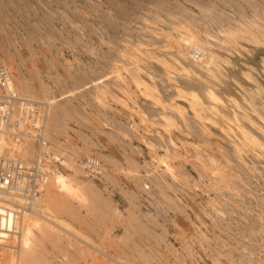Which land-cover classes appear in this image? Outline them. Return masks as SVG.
<instances>
[{
	"label": "rangeland",
	"instance_id": "rangeland-1",
	"mask_svg": "<svg viewBox=\"0 0 264 264\" xmlns=\"http://www.w3.org/2000/svg\"><path fill=\"white\" fill-rule=\"evenodd\" d=\"M263 15L264 0H0V66L8 68L11 72L16 88H18V92L20 91L22 95L34 101L45 103L47 104V107H49L50 114L48 113L46 119V124H48L46 127L48 131H46V133H48L46 134V140L48 141V145L52 148H50L48 153L51 154L53 157L52 159L55 161L56 159H62L60 156H63V162H66L67 164L69 162V164H71V166H66V163H62L59 165L60 171L56 169L57 172L64 176H74L78 180L88 183L93 180L92 184L98 192L100 191L99 194L103 197L102 199H110V201L108 200V202H111L109 205H111L112 209L115 211V213L111 212L114 214V217L113 214L108 213L109 211H107V209L109 210V207H102V209L94 207L96 208H92L94 213L92 211L89 213L87 208H82L81 203L78 204V201L70 197L66 198L64 197L65 194L60 193L63 195V197L60 195L62 202L66 199L65 201H68L67 203H71V206H75L76 208V210L75 208L72 209L75 212L74 215H64L65 213L62 214L59 212V210H62L60 209L61 205H59L62 202L59 203V200H57L56 202L58 203H55V200H50L51 197L48 192L49 196L44 195V202H47L48 204L46 205L49 207V212L46 211V213H49V215L53 214L52 216L55 215L56 218L67 221L78 230L88 232L92 228L93 232L95 231V233L92 232L95 235H91L90 233V236L93 239L96 241L100 240L99 238L113 240L114 243L120 244V250L128 251L127 253L129 254V259L131 261L135 255V262L137 264H144L143 261L146 263V260H150V264L152 261L153 264H253L254 262V264H263L264 150L260 147H253L250 151L246 148L244 149V154L241 153L242 158L238 157L235 154L236 150L234 146L241 144L240 141L243 140V138L240 137L241 132L230 122L228 123L234 127L230 128H233V131L227 128V123L226 127L221 123V121H224V116L227 112V108L224 109L225 106L227 107L231 104H225L223 109L220 108L222 113H218V116H210V112L207 113V115H209L210 118L213 117L212 119H215L219 125L212 124L209 120L198 121L200 119L197 117L195 118L194 112L190 108L188 101L189 98L186 101V99L179 97L178 91L175 90L176 87L179 86V83L174 81V76H176L174 73L177 72L174 71L171 73L172 75H166L165 70H163L164 67L158 63L159 59H157V57L164 59L168 55L166 60H170L169 62L172 63L171 59L175 58H172L173 56H178L176 58H179V55H175V53H178L179 51L177 46L182 44L183 46L180 47L183 48L181 49L185 54L189 55L192 53V50L189 54L187 53L188 51H186L188 46H190L189 49H192L191 45L185 44L190 42L188 39H190L191 36L188 37V35L192 32L195 36L199 37L201 40H199L200 42L207 44L205 46L209 51H215L214 55L217 56V54H220L222 57L217 56L220 60L229 59V63L233 62L231 65H227L226 63L224 65V63L221 62L222 66H219L218 69L220 73H222L220 76H222L223 79L219 76L222 81H228V83L231 81L234 85L232 89L237 86L235 90L236 96L234 95L235 99L237 98V101L242 97L241 91L244 90V85L239 88L238 84L242 82L238 81L239 79L236 80L234 78L231 80L229 71L234 72L236 70L237 72H244L246 71V68L249 69L250 67H254L253 75L254 77L256 76L255 79L257 84L264 88V81L262 80L264 77L262 71L259 69L260 66L248 62L249 60L247 61L248 56L249 58L264 57V43L256 45L255 43L250 42L249 39L252 34H250V36L249 33H247L249 31L250 33H254V35H264ZM175 24L176 26H174ZM172 25L173 27H171ZM184 25L188 26V31L184 29ZM174 27L176 28V31L172 29ZM226 30L232 31L237 38L240 39L238 40L239 43L235 45L236 47L230 42L232 38L227 36L228 34ZM165 33H167V35H165ZM168 35L170 38H168ZM243 35H245L244 38L242 37ZM228 38L231 40H227ZM168 39L172 40L169 41ZM174 41H176L177 44L173 43ZM241 48L242 50H240ZM137 49L139 52L136 51ZM236 49L238 53L240 51L242 55H239ZM243 49L246 52H243ZM125 52L128 53L127 58L126 56H123ZM133 53H136L133 56L134 58L131 56ZM154 55H157L155 58L156 60H153V58L150 60L149 56L151 57ZM198 56L199 55H197V57L194 56V59L190 57V60H195L194 62H197L196 58H198ZM226 56L228 57L226 58ZM119 58L121 60H119ZM130 58L138 60L137 62H133V59L131 60ZM175 59L172 64H174L175 67H177L176 65L180 67ZM182 60H184V58H182ZM135 65L139 66V71L136 70L137 68L134 67ZM223 69L230 70H226V72ZM258 72L261 74L259 73L260 75H258ZM134 73L139 79L141 77V84L144 82L143 85H146L145 87H137L130 76V74ZM180 75L182 76V73H180ZM223 75L228 77L224 78ZM171 77L174 79L171 81L170 79L168 80V78ZM213 81L215 82V80ZM215 83H217V81ZM219 84L222 83L218 80L217 85L223 87V85ZM150 86H152V88ZM146 87L151 90L150 92L155 90L156 93L154 92L151 94L157 101H154L155 99L151 96H144L145 94H148V92H145V90L147 91ZM153 87H155V89ZM243 92V94L248 96L249 93H247L246 90ZM157 93L160 94L159 97ZM256 96H258V100ZM256 96H254V99H256L252 100L254 101V107L257 108L256 111H258V113L262 110L261 114H263L262 117L264 118V109H261L264 107V101H262V98V100L260 99V95ZM227 97L228 96L225 95V97L222 98V101H228L227 99H229V97ZM112 100L114 101L112 102ZM259 100H261L262 103ZM153 101L156 102L157 105H155L156 103ZM160 101L164 102H162L164 106L161 103V105L158 104ZM241 102L239 105L241 104L243 106L241 109L235 111L237 115H239L238 117H241L240 113L244 112L242 108L246 110L248 108L247 106H249L247 102H244L245 105H247L245 108L243 101ZM168 104L171 107L173 104L174 107L171 108ZM173 108L183 110V113L186 114H183L182 118H184L186 122H189L186 123L184 122V119H179L181 117H179V115L181 114L177 109L173 110ZM246 112L247 110L245 113ZM141 113L146 115H139L143 117L139 118L137 114ZM246 114L250 115L252 112L249 111ZM253 114L250 117L255 120L257 125L264 128V121L262 120V122L260 118H257L258 116L256 114ZM165 116L171 117L172 122L174 118L176 122L174 121L173 123H175L177 129L174 127V124L173 127L166 126L168 129L170 128L167 132L165 126L164 128H166V130L163 129V125L168 124L164 121ZM144 119L146 120L143 123ZM50 120L52 122H49ZM239 122H241V125L245 129L250 130L252 134L256 133L255 137L264 143V135L257 129L253 128L249 123V120L246 122V120L244 121L243 119L242 121L240 119ZM149 123L151 127L149 126ZM221 124H223V126H221ZM220 126L225 131H222ZM207 128L209 131H205ZM228 130L231 132H226ZM168 132L170 134H168ZM234 132L237 133L235 134L236 137ZM168 135L172 140L169 141ZM171 141L174 143L172 144ZM185 142H187L186 145L188 144V146H186L188 149L187 151L186 148H184L185 146H183ZM194 144L195 146H193ZM25 145L26 146L23 147L22 150L18 149L16 150L17 152L13 151V153L17 156L19 155V158L31 160L35 155V150L31 151L35 149L34 145L31 143ZM191 145L192 147L197 148H194L192 151ZM205 145H207V147ZM151 146L153 149H151ZM29 147L31 150L27 151ZM198 148L201 150L197 151ZM175 150L177 152L174 153ZM165 151L166 154H164ZM167 151H173L169 153L170 155H173L170 156ZM185 151L187 152V155L185 154ZM21 152L27 155L29 152L31 155H22V157H20L22 154ZM259 152H262V154H259ZM33 153L34 155H32ZM57 154L61 155L59 156ZM100 155L102 159L100 158ZM54 156H57V158ZM165 156L168 158H163ZM186 156L192 160L189 161V158ZM193 156H195L196 159L193 158ZM225 156H228L230 161L227 160L228 157L225 159ZM172 157L173 160L171 159ZM175 157L177 159H175ZM103 158L105 159L103 160ZM67 159L70 160L67 161ZM85 159H91L95 163L99 162L101 170H99L96 178L93 179L89 177V179L80 168L81 166H79L78 163H81ZM169 159L171 162H168ZM162 160L165 161L162 163ZM212 160H214L213 163ZM176 161L182 162L180 163ZM192 161L193 164H190ZM209 161L211 163L210 166L209 163H207ZM165 163H168V166L170 168L172 167V170H179L177 172H182L180 179L178 178L176 181L169 174L166 175L167 173L164 172L166 171L164 169H167ZM183 163L186 164L183 165ZM200 163L201 166L202 164L206 167L209 166L207 167L208 170H210L208 172L210 174L212 173V176L205 172L206 169H200L203 167L199 166ZM245 164L247 165L245 166ZM253 164L255 165L254 167ZM72 165L76 167H72ZM221 165L223 167H221ZM196 167H198V169ZM211 167L215 168V170H211ZM225 167L228 169L226 170L228 171L226 176H230L229 178L227 177L229 182L226 186L224 183L222 184V181L220 182L221 178L219 176L221 174H226V171L224 170ZM74 168L80 169L81 174L77 175ZM131 169L136 170L134 172ZM221 169H223L224 172H221ZM248 169H252V172L255 171V173L252 174L250 172L251 170L249 171ZM218 171H220L221 174H218ZM213 172H215L220 179L216 178V175L214 176ZM184 173L186 175H184ZM105 177H110L111 180ZM212 177L214 178L212 179ZM215 179L218 180V182L216 181L214 183ZM219 182L221 185L218 184ZM216 183L218 184V187H216ZM153 185H155V187H153ZM156 185L158 189L156 188ZM162 185L163 187H161ZM207 185H209L208 189L211 191H206ZM229 185L231 186V189L228 188ZM140 186H143V188H139ZM168 186L174 187V189H171ZM232 186L234 188L233 190ZM223 188L225 189L221 192V189ZM226 188L229 191H226ZM46 189V193L44 194H47L48 190ZM122 189L124 190V193L122 192ZM212 189H214V191ZM215 190L216 193L218 192L217 194L215 193ZM163 191L166 193L165 195L172 198L170 201H165L164 197L161 195V193L163 194ZM126 195L127 197L130 196L129 199L131 200L127 199ZM132 195L135 196V200L132 198ZM48 198L50 200L49 202L47 201ZM162 200H164V202ZM164 203L166 204V207ZM27 205L28 204H26L25 207H29ZM50 207H55L54 211H52ZM100 212L104 218L97 216ZM165 212L167 213L165 214ZM120 214L123 217V220L126 219L124 221L126 225L125 223L123 225ZM105 215H108V218H110L109 221H107L108 218L105 220ZM132 215L135 219L140 221L138 222L136 220V224L140 223L139 227L132 221H135L134 217L131 218ZM32 217L36 218L35 214ZM120 217L121 221L118 220ZM128 217L132 220L130 221ZM144 217L148 219L150 217V222ZM26 221L28 220L26 219ZM84 221H86V223H84ZM10 222V220L0 217V233L2 232V234H0V246H4L0 247V254H4V257H8V259H10L11 252L16 250L17 253L20 251L18 248L23 249L26 247L27 240H29L27 235H23V229L15 227V225ZM78 222L80 224H78ZM2 224H5V226ZM140 225H143V227L147 229V235L145 232H142L143 230L146 231V229L142 227L143 230H141L142 228H140ZM214 227H216V229ZM104 228L108 229L109 232ZM179 230H181V232ZM243 231L245 232V235L242 233ZM8 232L10 234L13 233V235L11 236ZM183 232L185 233L184 236L182 235ZM126 233H128L129 236ZM35 234L40 236L36 230ZM156 234L163 239H160L159 236L157 237ZM155 235L160 240H158ZM39 236L38 239L41 238ZM97 236L99 238H97ZM123 238H127L128 240L123 241ZM143 238L145 240L144 243V240H142ZM130 239L131 241H129ZM154 240H156L157 243H155L156 241ZM121 243L126 244L122 245ZM137 246L140 248L138 247L139 249H137V251L131 253L135 247L137 248ZM185 246L190 250L185 249ZM9 247L14 248L10 249ZM47 248L51 249L50 244H47ZM251 248L253 249V253L255 252L254 255L246 251V249ZM41 250V253L46 254L44 247ZM120 250H118V252H120ZM140 250L142 252H140ZM185 250L189 252L193 251V254L191 253V255L185 252ZM111 252L113 251L111 250ZM18 255H20V253H18ZM141 255H143L145 259H143ZM24 257L27 258V255ZM239 258L241 262H239ZM249 260H252L253 262H250Z\"/></svg>",
	"mask_w": 264,
	"mask_h": 264
},
{
	"label": "bare ground",
	"instance_id": "bare-ground-1",
	"mask_svg": "<svg viewBox=\"0 0 264 264\" xmlns=\"http://www.w3.org/2000/svg\"><path fill=\"white\" fill-rule=\"evenodd\" d=\"M163 2V1H162ZM196 2V1H195ZM197 2H199V1H197ZM202 2V1H201ZM211 2V1H210ZM245 2V1H244ZM192 3V2H191ZM193 3H194V1H193ZM200 4V3H199ZM232 4V3H231ZM256 4V3H255ZM212 5V4H211ZM227 5V4H226ZM199 7V6H198ZM215 8V7H214ZM241 9V8H240ZM203 10V9H202ZM214 10V9H213ZM169 11V10H168ZM242 11V10H241ZM216 12V11H215ZM172 14V13H171ZM210 14V13H209ZM213 15V14H212ZM264 16V15H263ZM189 17V16H188ZM156 18V17H155ZM185 18V17H184ZM183 18V19H184ZM176 19V18H175ZM179 19V18H178ZM190 19V18H189ZM227 19H229V18H227ZM263 19V18H262ZM187 20H188V18H187ZM186 20V21H187ZM197 20V19H196ZM264 20V19H263ZM189 21V20H188ZM261 21V20H260ZM259 21V22H260ZM145 22V21H144ZM147 22V21H146ZM157 22V21H156ZM182 22V21H181ZM197 22V21H196ZM186 23V22H185ZM188 23V22H187ZM221 24V23H220ZM189 25V24H188ZM174 26H176V24L174 25ZM185 26L186 25H184L183 27H184V29L185 30H187V27L188 26H186V28H185ZM229 26V25H228ZM171 27H173V25L171 26ZM237 27V26H236ZM225 28V27H224ZM234 28V27H233ZM244 28V27H243ZM172 29H174L175 31H176V28L174 27V28H172ZM123 30V29H122ZM182 30V29H181ZM204 30V29H203ZM207 30V29H206ZM178 31V30H177ZM188 31V30H187ZM227 31V36L228 37H230V38H232V40L231 39H227V40H231L230 42L232 43V44H234V47H236L235 45H237L238 43H239V41L238 40H240V39H238L237 38V36L232 32V31H228V30H226ZM237 31V30H236ZM251 31V30H250ZM263 31V30H262ZM261 31V32H262ZM162 32V31H161ZM164 32V31H163ZM194 32V31H193ZM258 32V31H257ZM168 33V32H167ZM167 33H165V35H167ZM180 33H182V32H180ZM192 33V32H191ZM190 33V34H191ZM234 35H233V34ZM236 33V32H235ZM247 33H249V35L250 34H252V36L250 37V42H253V43H255L256 45H261L260 43H264V35L262 34H260L261 36H258V35H254V33H250L249 31L247 32ZM264 33V32H263ZM188 35V37L189 36H191L190 37V39H188V37H187V39L190 41V42H188V43H185V44H190L191 45V48L192 49H189V47L190 46H188V49L186 50V48H185V50L186 51H188L187 53L189 54L190 53V51L193 53H190L189 55H187V54H185V52L182 50L183 48L182 47H180V46H183V44L182 45H180V46H177L178 47V49H179V51H178V53L176 52L175 53V55H179V58L177 59L176 57H178V56H173L172 58H174L175 59V61H176V63H179V66L180 67H178V65H176L177 67H175L174 66V64H172V63H174V59H171L170 57V59L172 60V63H170L168 60H166V58L168 57V55H167V57L166 58H159V57H157V55L155 56H149V58H150V60L153 58V60L157 57V59H159L158 61V63H160V65H162L163 67H164V69L163 70H165V73H166V75H168L169 76V74H171L172 72H177V73H174V74H176V76H174V78H175V82H178L179 83V86H177L176 87V91H178V96L179 97H181V98H184V99H186V101H187V99L189 98V104H190V108H191V110H193V112H194V115H195V118L197 117V118H199L200 120H198V121H201V120H209V121H211L212 122V124H218L219 125V123H217V121H215V119H212L213 117H209V115H207V113H209L210 112V116L212 115V116H218V113H220L221 111H220V108L221 109H223L224 108V105L225 104H228V103H230V104H228V105H230V106H225V108L224 109H226L227 110V112L225 113V119H224V121L222 122L221 121V123H223L224 125H225V127L227 126L226 125V123L228 124V127L227 128H231V127H233V126H231V125H229V123L228 122H230L231 124H233L234 126H235V128L237 129V130H239L240 132H241V135H240V137L241 138H243V140H241L240 141V143L241 144H238V145H236V146H234L235 147V150H236V152H235V154L238 156V157H241V153H243L244 152V149H246L247 148V150H250L251 151V149L253 148V147H260L262 150H264V143H262L258 138H256L255 137V134H252L251 132H250V130H247V129H245L242 125H241V122H239L240 121V119L243 121V119H244V121L246 120V122H247V120H249V123L251 124V126L253 127V128H255V129H257L258 131H260L261 132V134H263L264 135V128H262L261 126H259V125H257L256 124V122H255V120L253 119V118H251L250 116H252V114L254 113V114H256L258 117L257 118H260L261 119V121L263 120L264 121V118L262 117V115L263 114H261L262 112V110H260L259 111V113H258V111H256L257 110V108L256 107H254L255 105H254V101H252L253 99H254V96H256V95H260V99L262 100V101H264V88L263 87H261V85H258L257 84V81H256V76L254 77V73H253V68L254 67H250L249 69H247L246 68V71H239V72H237L236 70V73H235V71L233 72V71H229V75H230V77H231V80H232V78H234V79H236V80H238V81H241L242 83H240V84H238L239 86V88L242 86V85H244V90L243 91H247V93H249L248 94V96L247 95H245V94H243L244 92L243 91H241L242 92V94H241V98H239V100H240V102L241 101H243V103L244 102H247V104H249V106H247V105H245V103H244V107L246 108V106L249 108H247L246 110H247V112H252V114H246L245 113V109H243L242 108V110L244 111L243 113H240L241 115V117H238L239 115H237V113L235 112L236 110H238V109H241V107L243 106V105H241L242 104V102H241V104L239 105V100H237L236 101V99H235V97H234V95H235V90H236V87L234 88V89H232V87L234 86L232 83H231V81L228 83V81L226 82V81H222V76H220L222 73H220V71H219V66H222L221 65V62H223L224 63V65H225V63L228 65H231V63H233V62H231V63H229V59L227 60V59H224V60H220L217 56H220V57H222L220 54H217V56L216 55H214V52L213 51H209V49H207L206 48V46L205 45H207V44H204L203 42H200L201 40L199 39V37L198 36H195L193 33L191 34V35ZM197 34V33H196ZM259 34V33H258ZM169 36V35H168ZM172 36V35H171ZM198 37V38H197ZM217 37V36H216ZM239 37H241V36H239ZM243 38L245 37V35H243L242 36ZM248 37V36H247ZM129 38V37H128ZM168 38H170V36L168 37ZM179 38H180V36H179ZM136 39V38H135ZM173 39V38H172ZM172 39H168L169 41L170 40H172ZM178 39V38H177ZM181 39V38H180ZM186 39V38H185ZM192 39V40H191ZM246 39V38H245ZM165 40V39H164ZM174 40V39H173ZM200 40V41H199ZM226 40V41H227ZM178 41V40H177ZM182 41V40H181ZM181 41H179V42H181ZM203 41V40H202ZM248 41V40H247ZM225 42V41H224ZM139 43V42H138ZM171 43V42H170ZM173 43H176L177 44V42L176 41H174ZM228 43V42H227ZM168 44V43H167ZM166 44V45H167ZM241 44V43H240ZM165 45V44H164ZM254 45V44H253ZM255 45V46H256ZM169 46H171V45H169ZM168 46V47H169ZM186 46V47H187ZM136 47V46H135ZM162 47V46H161ZM176 47V48H177ZM182 48V49H181ZM252 48V47H251ZM253 49H255V48H253ZM112 50V49H111ZM140 50V49H139ZM162 50V49H161ZM167 50V49H166ZM171 50V49H170ZM175 50V49H174ZM205 50V51H204ZM238 50H239V48H238ZM240 50H242V48L240 49ZM244 50V49H243ZM257 50V49H256ZM118 51V50H117ZM136 51H138V49L136 50ZM236 51H237V49H236ZM249 51H252V50H249ZM249 51H247V52H249ZM121 52V51H120ZM130 52V51H129ZM134 52V51H133ZM139 52V51H138ZM243 52H246L245 50L243 51ZM242 52V53H243ZM261 52H263V51H261ZM111 53V52H110ZM126 53V52H125ZM124 53V57L126 56V58L128 57V53H126L125 54ZM131 53V52H130ZM130 53H129V57H130ZM159 53V52H158ZM235 53V52H234ZM237 53H238V51H237ZM115 54V53H114ZM134 54H136V53H133V55H131L132 57L134 56ZM143 54V53H142ZM151 54V53H150ZM239 55H242L241 54V52L239 51V53H238ZM245 54V53H244ZM247 54V53H246ZM139 55V54H138ZM197 55H199L198 56V58H196L197 59V62H194L193 60H190V57H192V59H194L195 57H197ZM251 55H252V53H251ZM261 55V54H260ZM264 55V54H263ZM140 56H142V55H140ZM164 56V55H163ZM166 56V55H165ZM181 56V57H180ZM195 56V57H194ZM235 56V55H234ZM254 56V55H253ZM228 56H226V58H227ZM125 58V59H126ZM134 58V57H133ZM133 58H130L131 60L133 59ZM135 58H136V56H135ZM144 58H146V57H144ZM182 58H184V60H182ZM245 58H247V57H245ZM117 59H118V57H117ZM106 60V59H105ZM104 60V61H105ZM119 60H121L120 58H119ZM137 60L138 59H136V60H132L133 62L134 61H136L137 62ZM156 60V59H155ZM237 60H238V58H237ZM236 60V61H237ZM249 60V61H248ZM144 61V60H143ZM235 61V62H236ZM247 61L248 62H250V63H252V64H258L260 67H259V69L262 71V73H263V77H264V57H261V58H249V56H248V59H247ZM238 62H239V60H238ZM237 62V63H238ZM240 62H241V60H240ZM122 63V62H121ZM120 63V64H121ZM143 63V62H142ZM244 63V62H243ZM247 63V62H246ZM123 65V64H122ZM234 65H235V63H234ZM137 65H135L134 67L135 68H137L136 70L137 71H139L138 70V68H139V66H137ZM229 67V66H228ZM233 67H235V66H233ZM116 68V67H115ZM114 68V69H115ZM153 68V67H152ZM222 68V67H221ZM224 68V67H223ZM227 68V67H226ZM232 68V67H231ZM117 69V68H116ZM122 69V68H121ZM131 69V68H130ZM234 69V68H233ZM240 69H241V66H240ZM244 69V68H243ZM7 70H8V68H7ZM118 70H119V68H118ZM117 70V71H118ZM222 70V69H221ZM223 70H230V69H223ZM9 71V70H8ZM127 71V70H126ZM135 71V70H134ZM142 71V70H141ZM224 71V72H225ZM111 72V71H110ZM113 72H115V71H113ZM122 72V71H121ZM227 72V71H226ZM120 73V72H119ZM138 73H140V72H138ZM180 73H182V76L180 75ZM220 73V74H219ZM260 72H258V75H260L259 74ZM122 75V74H121ZM138 75V74H137ZM172 75V74H171ZM118 76H120V75H118ZM130 76H131V78H132V80L135 82V84L137 85V87L139 88V86H141V87H145L146 85H143V83L141 84V81H140V79H141V77H140V79H139V77L138 76H136L135 75V73L134 74H130ZM180 78H179V77ZM219 76L222 78V79H220L219 78ZM224 76V75H223ZM262 76V75H261ZM122 77V76H121ZM182 77V78H181ZM226 76H224V78H225ZM228 77V76H227ZM226 77V78H227ZM120 78V77H119ZM153 78V77H152ZM157 78V77H156ZM172 78V77H171ZM168 78V80L170 79V81L171 80H173L174 78ZM176 79H177V81H176ZM219 81H221V83L222 84H219V85H223V87H221V86H218L217 85V83H218V80ZM200 80V81H199ZM213 80H215V82L217 81V83H215ZM229 80H230V78H229ZM263 81H264V79H262ZM83 81V80H82ZM160 81V80H159ZM259 83V82H258ZM91 84V83H90ZM121 84V83H120ZM164 84V83H163ZM101 85V84H100ZM106 85V84H105ZM135 85V86H136ZM148 85V84H147ZM174 85H175V83H174ZM102 86V85H101ZM100 86V87H101ZM126 86V85H125ZM153 86H155V85H153ZM220 88H218V87ZM151 88H152V86H150ZM174 87V86H173ZM31 88V87H30ZM137 88V89H138ZM147 88V87H146ZM154 89H155V87H153ZM218 88V89H217ZM246 88V89H245ZM18 89V88H17ZM170 89H172V88H170ZM124 90V89H123ZM140 90H141V88H140ZM145 90V89H144ZM143 90V91H144ZM166 90V89H165ZM94 91V90H93ZM129 91V90H128ZM151 90H149V88H147V91L145 90V92H148V94H145L144 96L146 97V96H151V97H153V93L155 92V90L153 91V89H152V91L153 92H150ZM249 91V92H248ZM20 92V91H19ZM138 92H139V90H138ZM150 92V93H149ZM105 93V92H104ZM152 93V94H151ZM156 93V92H155ZM162 93V92H161ZM164 93V92H163ZM109 95V94H108ZM142 95H143V93H142ZM155 96H157L158 95V97H159V93H157V95L156 94H154ZM225 95H227L228 97H229V99H227L228 101H222V98L223 97H225ZM163 96V95H162ZM171 96V95H170ZM175 96V95H174ZM236 96V95H235ZM239 96V95H238ZM128 97V96H127ZM157 97V98H158ZM168 97V96H167ZM227 97V98H228ZM248 97V98H247ZM257 97V100L259 99L258 98V96H256ZM97 98V97H96ZM129 98V97H128ZM154 99H155V97H153ZM160 98H161V96H160ZM169 98V97H168ZM180 98V99H181ZM146 99V98H145ZM153 99V100H154ZM173 99H174V97H173ZM176 99V98H175ZM179 99V100H180ZM256 99V98H255ZM254 99V100H255ZM98 100V99H97ZM115 100H117V99H115ZM123 100V99H122ZM136 100V99H135ZM160 100V99H159ZM158 100V101H159ZM183 100V99H182ZM226 100V99H225ZM261 100H259L260 102H261ZM101 101H102V99H101ZM114 100H112V102H113ZM121 101V100H120ZM149 101H151V100H149ZM154 101H157L156 99L154 100ZM153 101V102H154ZM164 101V100H163ZM162 101V102H163ZM169 101H170V99H169ZM222 101V102H221ZM98 102H100V101H98ZM162 102L160 101L158 104H162ZM172 102V101H171ZM170 102V103H171ZM225 102V103H224ZM237 102H239V103H237ZM121 103V102H120ZM154 103H156V102H154ZM164 103V102H163ZM223 103V104H222ZM262 103V102H261ZM51 104V103H50ZM136 104V103H135ZM160 104V105H161ZM155 105H157V103L155 104ZM154 105V106H155ZM163 105V104H162ZM169 105V104H168ZM261 105V104H260ZM164 106V105H163ZM170 106V105H169ZM169 106H167V107H169ZM240 106V107H239ZM263 106H264V104H263ZM171 107V106H170ZM169 107V108H170ZM172 107H174V105L172 104ZM171 107V108H172ZM178 107V106H177ZM260 107H262V106H260ZM163 108H165V107H163ZM170 108V109H171ZM189 108V109H190ZM58 109V108H57ZM177 109V108H176ZM176 109H174L173 108V110H176ZM233 109V110H232ZM261 109H264V107L263 108H261ZM164 110V109H163ZM172 110V109H171ZM52 111V110H51ZM161 111V110H160ZM177 111L181 114V115H179V119H184V118H182L183 116V110H180V109H177ZM133 112V111H132ZM141 112V111H140ZM144 113V112H143ZM162 113V112H161ZM164 113V112H163ZM222 113V112H221ZM263 113H264V110H263ZM50 114V113H49ZM160 114V113H159ZM178 114V113H177ZM186 114V113H185ZM184 114V115H185ZM253 114V115H254ZM54 115V114H53ZM138 116L139 115H146V114H137ZM136 115V116H137ZM162 115V114H161ZM161 115H159V116H161ZM166 115V114H165ZM169 115V114H168ZM222 115V114H221ZM223 116H222V118H223ZM140 117H142V116H139V118ZM49 118V117H48ZM143 118V117H142ZM141 118V119H142ZM173 118V117H172ZM177 118V117H176ZM193 118V117H192ZM113 119V118H112ZM164 119V118H163ZM166 119V120H165ZM165 119H164V121H166L168 124H166V122H165V124L166 125H163V129H165L166 130V128H167V130H166V132L167 131H169L170 130V128L168 129V127H173V124H174V127H175V123H173L175 120H174V118H173V122H172V119H171V117H169V116H165ZM259 119V120H260ZM49 120V119H48ZM143 120V119H142ZM145 120L146 119H144V121H143V123L145 122ZM156 120V119H155ZM159 120V119H158ZM190 120V119H189ZM154 121V120H153ZM197 121V120H196ZM262 121V122H263ZM46 122H47V120H46ZM49 122H52L51 120L49 121ZM48 122V123H49ZM150 122V121H149ZM176 122V121H175ZM182 122V121H181ZM184 122H186L185 121V119H184ZM183 122V123H184ZM189 121H187L186 123H188ZM203 122V121H202ZM152 123V122H151ZM197 123V122H196ZM209 123V122H208ZM201 124H203V123H201ZM223 124H221V126H223ZM47 125L48 124H46V127H47ZM153 125V124H152ZM168 125V127H166ZM100 126V125H99ZM125 126V125H124ZM133 126H134V124H133ZM136 126V125H135ZM145 126V125H144ZM149 126H150V123H149ZM164 126L166 127V128H164ZM177 126V125H176ZM200 126V125H199ZM202 126V125H201ZM220 126V128H221V130L223 131L224 129H222V127ZM230 126V127H229ZM53 127V126H52ZM151 127V126H150ZM189 127V126H188ZM187 127V128H188ZM193 127V126H192ZM204 127V126H203ZM250 127V126H249ZM251 127V128H252ZM85 128V127H84ZM129 128V127H128ZM161 128H162V125H161ZM176 128V127H175ZM224 128V127H223ZM227 128H225V129H227ZM234 128V127H233ZM232 128V129H233ZM138 129V128H137ZM143 129V128H142ZM141 129V130H142ZM146 129V128H145ZM162 129V130H163ZM177 129V128H176ZM232 129H230V130H232ZM56 130V129H55ZM127 130V129H126ZM144 130V129H143ZM160 130V129H159ZM181 130V129H180ZM206 130H208V128L207 129H205V131ZM230 130H228V131H226V132H231ZM234 130V129H233ZM232 130V131H233ZM237 130H235L236 132H238ZM46 131H47V129L45 130V132H44V134H43V138H45V140H46V134H48V133H46ZM209 131V130H208ZM208 131H207V133H208ZM225 131V130H224ZM48 132V131H47ZM101 132V131H100ZM129 132H131V131H129ZM150 132V131H149ZM236 132H234V135L235 134H237ZM189 133V132H188ZM196 133V132H195ZM206 133V134H207ZM124 134V133H123ZM138 134V133H137ZM147 134V133H146ZM152 134V133H151ZM168 134H170L169 132H168ZM231 134V133H230ZM126 135V134H125ZM153 135V134H152ZM156 135H158V134H156ZM161 135V134H160ZM197 135V134H196ZM202 135V134H201ZM204 135V134H203ZM207 135H209V134H207ZM233 135V134H232ZM262 135V136H263ZM128 136V135H127ZM159 136V135H158ZM169 136V135H168ZM210 136V135H209ZM211 136H212V133H211ZM231 136V135H230ZM163 137V136H162ZM190 137V136H189ZM200 137V136H199ZM216 137V136H215ZM225 137H226V135H225ZM235 137H236V135H235ZM138 138V137H137ZM161 138V137H160ZM208 138V137H207ZM231 138V137H230ZM122 139V138H121ZM136 139V138H135ZM156 139V138H155ZM164 139V138H163ZM202 139V138H201ZM200 139V140H201ZM138 140V139H137ZM168 140V139H167ZM170 140H172V139H170V136H169V141ZM225 141V140H224ZM150 142V141H149ZM149 142H148V145H149ZM160 142V141H159ZM201 142V141H200ZM27 143H31V144H33L34 145V148H35V144H34V142H32L31 140H30V138H25V140L23 141H19V143H17V142H15L14 143V145L12 144V147L11 148H9V150L11 151H16V150H22L23 149V147H25L26 145L25 144H27ZM164 143V142H163ZM170 143V142H169ZM171 143L173 144L174 142H172L171 141ZM170 143V144H171ZM186 143L187 142H185L184 143V145L183 146H185L184 148H186V146H188V144L186 145ZM203 143H204V141H203ZM202 143V145L204 146V144ZM233 143V142H232ZM193 144V143H192ZM198 144V143H197ZM208 144V143H207ZM2 145H5L4 143H3V141L2 140H0V150L3 148V146ZM32 145V146H33ZM198 145H200V144H198ZM215 145V144H214ZM219 145V144H218ZM155 146V145H154ZM182 146V145H181ZM193 146H195V144L193 145ZM197 146V145H196ZM206 147H207V145H205ZM66 147V146H65ZM189 147H190V145H189ZM191 147H192V145H191ZM199 147V146H198ZM200 147H202V146H200ZM33 148V147H32ZM50 148H52V147H50ZM195 147H192V151H193V149H194ZM197 148V147H196ZM195 148V149H196ZM26 149H28V148H26ZM25 149V150H26ZM151 149H153L152 148V146H151ZM154 149H156V148H154ZM168 149V148H167ZM191 149V148H190ZM259 149V148H258ZM24 150V151H25ZM29 150H31V148L29 147V149L27 150V151H29ZM35 149H33V150H31V151H34ZM52 150V149H51ZM166 150V149H165ZM188 149L186 148V151H187ZM201 149H199L198 148V150L197 151H200ZM206 150V149H205ZM50 151V150H49ZM185 151V152H186ZM17 152V151H16ZM23 152V151H22ZM21 152V153H22ZM58 152V151H57ZM168 152V151H167ZM170 152H173V151H170ZM170 152H168V154L170 153ZM175 152H177L176 150L174 151V153ZM191 152V151H190ZM190 152H188V153H190ZM202 152H203V150H202ZM202 152H200V153H202ZM206 152V151H205ZM225 152V151H224ZM264 152V151H263ZM20 153V154H21ZM27 153V152H26ZM155 153V152H154ZM199 153V152H198ZM262 154V152H259V154ZM54 154H56V153H54ZM91 154V153H90ZM157 154V153H156ZM164 154H166V151H165V153ZM180 154V153H179ZM186 155H187V152L185 153ZM195 154H196V152H195ZM203 154V153H202ZM244 154V153H243ZM264 154V153H263ZM22 155H27V154H25V153H22L21 154V156L20 157H22ZM28 155L30 156L31 154H29V152H28ZM27 155V156H28ZM32 155H34V153L32 154ZM57 155H59V154H57ZM61 155V154H60ZM59 155V156H60ZM89 155V154H88ZM138 155H139V153H138ZM152 155H155V154H152ZM170 155V154H169ZM173 155V154H172ZM172 155H170V156H172ZM184 155V154H183ZM189 155V154H188ZM194 155V154H193ZM198 155V154H197ZM204 155V154H203ZM19 156V155H18ZM85 156V155H84ZM157 156V155H156ZM175 156H176V154H175ZM179 156V155H178ZM177 156V157H178ZM206 156V155H205ZM215 156V155H214ZM244 156H246V155H244ZM262 156V155H261ZM55 158H57V156H54ZM158 157V156H157ZM174 157V156H173ZM173 157L171 158L172 160H173ZM187 157V156H186ZM190 157H191V154H190ZM202 157V156H201ZM204 157V156H203ZM226 157H228V156H225V159H227ZM264 157V156H263ZM68 158V157H67ZM100 158L102 159V157H101V155H100ZM153 158V157H152ZM154 158H155V156H154ZM153 158V159H154ZM163 158H168V157H163ZM180 158H181V156H180ZM183 158V157H182ZM187 158H189V157H187ZM193 158H195V156H193ZM199 158H200V156H199ZM205 158V157H204ZM242 158V157H241ZM23 159H25V158H23ZM72 159V158H71ZM105 158H103V160H104ZM157 159V158H156ZM155 159V160H156ZM159 159V158H158ZM161 159V158H160ZM175 159H177L176 157H175ZM196 159V158H195ZM201 159H203V158H201ZM206 159V158H205ZM222 159H224V158H222ZM230 158L228 157V159L227 160H229ZM66 160V159H65ZM70 160V159H69ZM68 159H67V161H69ZM181 160V159H180ZM190 160H192L191 158H189V161ZM197 160H198V158H197ZM208 160V159H207ZM211 160V159H210ZM237 160V159H236ZM242 160V159H241ZM159 161V160H158ZM161 161V160H160ZM163 161H165V160H162V163H163ZM170 161V159L168 160V162ZM188 161V160H187ZM230 161V160H229ZM71 162V161H70ZM108 162V161H107ZM116 162V161H115ZM132 162V161H131ZM167 162V161H166ZM171 162V161H170ZM174 162V161H173ZM176 162H180V161H176ZM182 162V161H181ZM180 162V163H181ZM185 162V161H184ZM198 162V161H197ZM201 163H203L204 162V160H203V162L202 161H200ZM214 162V160H212V163ZM217 162H218V159H217ZM222 162V161H221ZM240 162V161H239ZM61 163H66V162H63V160H61ZM159 163V162H158ZM199 163V162H198ZM201 163L199 164V166H201ZM206 163V162H205ZM204 163V164H205ZM207 163H209V166H210V161L209 162H207ZM74 164V163H73ZM131 164V163H130ZM136 164V163H135ZM170 164V163H169ZM186 164V163H185ZM184 163H183V165H185ZM189 164V163H188ZM190 164H193V161L190 163ZM196 164V163H195ZM226 164V163H225ZM228 164V163H227ZM66 166L67 165H70L71 166V164H69V162H68V164L66 163L65 164ZM116 165V164H115ZM134 165V164H133ZM157 165V164H156ZM164 165V164H163ZM178 165H179V163H178ZM198 165V164H197ZM213 165V164H212ZM217 165V164H216ZM247 164H245V166H246ZM69 166V167H70ZM117 166V165H116ZM143 166V165H142ZM165 166L167 167V169H164V170H166V171H164L165 173H167L166 175H170L173 179H175L176 181H177V179L179 178L180 179V177L182 176V172L180 173V172H177V171H179V170H172V167L170 168L169 166H168V163H165ZM180 166H181V164H180ZM202 166H203V164H202ZM201 166V167H202ZM209 166H207V167H209ZM219 166V165H218ZM255 165L253 164V167H254ZM72 167H76V166H73L72 165ZM161 167V166H160ZM206 166H203L202 168H200V169H206V171L205 172H207V173H209L208 171H210V170H208V168H207ZM214 167H216V166H214ZM221 167H223L222 165H221ZM248 167H250V166H248ZM252 167V166H251ZM81 168V167H80ZM197 169H198V167H196ZM212 169L211 170H215V168H213V167H211ZM247 168V167H246ZM256 168V167H255ZM75 170H76V172H77V175L78 174H81V170L80 169H76V168H74ZM82 170H83V168H81ZM160 169V168H159ZM177 169V168H176ZM195 169V168H194ZM196 169V170H197ZM218 169V168H217ZM103 170V169H102ZM132 170V169H131ZM136 170V169H135ZM135 170H132V171H134L135 172ZM148 170V169H147ZM180 170H182V169H180ZM219 170V169H218ZM224 170L226 171V170H228L226 167L224 168ZM224 170L223 169H221V172H224ZM249 170V169H248ZM251 170V171H250ZM249 171L253 174V173H255V171L254 172H252V169H250ZM253 170H255V169H253ZM185 171H186V169H185ZM258 171V170H257ZM74 172V171H73ZM83 172L85 173V175H87V173L83 170ZM138 172V171H137ZM203 172V171H202ZM212 172V171H211ZM219 173L218 174H221L220 173V171H218ZM227 172L228 171H226V174H221V175H219L220 176V178H221V180H220V182L222 181V184L224 183V185L226 186V184H228V182H229V179L227 180V177L229 178L230 176H226L227 175ZM244 172V171H243ZM102 173V172H101ZM129 173H131V172H129ZM201 173V172H200ZM214 173V176L216 175L215 174V172H213ZM217 173V172H216ZM122 174V173H121ZM147 174V173H146ZM206 174V173H205ZM210 174V173H209ZM212 174V173H211ZM210 174V175H211ZM231 174V173H230ZM103 175H104V173H103ZM105 175H107V174H105ZM126 175V174H125ZM134 175V174H133ZM165 175V176H166ZM184 175H186L185 173H184ZM109 176V175H108ZM207 176H208V174H207ZM212 176V175H211ZM240 176V175H239ZM239 176H238V178H239ZM143 177V176H142ZM149 177V176H148ZM190 177V176H189ZM89 178V177H88ZM105 178H107V179H110V177L108 178V177H105ZM112 178V177H111ZM151 178V177H150ZM186 178V177H185ZM187 178H188V176H187ZM214 177H212V179H213ZM216 178H218L217 177V175H216ZM220 178H218V179H220ZM255 178V177H254ZM90 179V178H89ZM182 180H184L183 178H181ZM203 179H204V177H203ZM203 179H202V181H203ZM207 179V178H206ZM209 179V178H208ZM111 180V179H110ZM172 180V179H171ZM186 180H188V179H186ZM231 180V179H230ZM233 180V179H232ZM92 182H93V180H91ZM151 181H153V180H151ZM155 181V180H154ZM165 181V180H164ZM178 181H181V180H178ZM189 181V180H188ZM208 181V180H207ZM213 181V180H212ZM218 182V180H216L215 179V181H214V183L215 182ZM92 182H85V181H82V180H78L76 177H71V176H64V175H62V174H60L59 172H57V170L55 169L54 171H53V173H51L50 175H49V178H48V181L46 182V183H42V184H39L35 189H34V191H35V196H33V199L32 200H29V199H25L24 200V197H20V196H18V194L17 193H15L16 191H14V192H11V191H1L0 190V217H2V218H5V219H7V220H10L11 222L10 223H13L14 225H15V227H19V228H21V229H23V235L25 234V235H27V238L29 239V240H27V245H26V247H24L23 249H21V248H18V247H16V248H18L20 251L19 252H17L16 253V250H14L13 252H8V253H10V259H8V257L7 258H5L4 256V254L2 255V253L0 254V264H137L136 262H135V259H136V257H135V255L133 256V259H132V261L129 259V254L127 253L128 251H126V250H120L119 249V247H121L120 246V244H118V243H114V241L113 240H104L103 238H99L98 236H97V238H99L100 240H98V241H96L95 239H93L91 236H90V233H91V235L93 234V233H95V231L93 232V230H92V228H91V232L90 231H84V230H78L76 227H74L72 224H70V223H68L67 221H65V220H61V219H59V218H56L55 217V215L54 216H52V215H49V213H46V211H48L49 212V207H48V205H46V204H48L47 202L45 203L44 202V195H46V196H49L48 195V192H49V194H50V200L52 199V200H55L54 202L55 203H58V202H56L57 200H59V203L60 202H62V198L60 197V195H62V194H60V193H63V194H65V196L64 197H70V198H72V199H74V200H76V201H78V204L79 203H81L82 204V208H87V210H88V212L89 213H91V211L93 210V209H96V208H94V207H97V208H99V209H102V207L104 208V207H109L110 209L108 210L107 208H105V209H107V211H109L108 213H111V212H113V213H115V211L112 209V207H111V205H109V204H111V202H108V200L110 201V199H108V200H105V199H102L103 197H101L100 196V194H99V192L97 191V189L95 188V186L92 184ZM158 182V181H157ZM186 182V181H185ZM210 182H211V180H210ZM220 182L218 183V184H220ZM234 182V181H233ZM133 183V182H132ZM137 183V182H136ZM194 183V182H193ZM209 183V182H208ZM134 184V183H133ZM187 184V183H186ZM191 184V183H190ZM212 184V183H211ZM217 184V183H216ZM218 184H217V186L216 187H218ZM235 184V183H234ZM196 185V184H195ZM213 185V184H212ZM211 185V186H212ZM221 185V184H220ZM219 185V186H220ZM230 185H231V183H230ZM229 185V187L228 188H230L231 186ZM233 185V184H232ZM139 186V185H138ZM144 186V185H143ZM143 186H140L139 188H143ZM171 186V185H170ZM173 186V185H172ZM185 186V185H184ZM189 186V185H188ZM210 186V187H211ZM228 186V185H227ZM234 186V185H233ZM233 186H232V190L234 189L233 188ZM48 187V188H47ZM153 187H155V185H153ZM159 187V186H158ZM161 187H163V185L161 186ZM167 187V186H166ZM169 187V186H168ZM186 187V186H185ZM206 187V186H205ZM208 187H209V185H207V190L206 191H208L209 189H208ZM235 187V186H234ZM47 188V189H46ZM116 188V187H115ZM156 188H157V185H156ZM169 188H171V189H174V187H169ZM45 189L46 190H48L47 191V194H44V193H46L45 192ZM158 189V188H157ZM163 189V188H162ZM168 189V188H167ZM190 189V188H189ZM206 189V188H205ZM225 188H223V189H221V192H222V190H224ZM231 189V188H230ZM165 190V189H164ZM201 190V189H200ZM213 191H214V189H212ZM220 190V189H219ZM237 190V189H236ZM124 190L122 189V192H123ZM157 191H159V190H157ZM156 191V192H157ZM166 191V190H165ZM209 191H211V190H209ZM226 191H229L227 188H226ZM231 191V190H230ZM121 192V191H120ZM119 192V193H120ZM121 192V193H122ZM167 192V191H166ZM124 193V192H123ZM209 193V192H208ZM215 193H216V190H215ZM218 193V192H217ZM216 193V194H217ZM231 193H232V191H231ZM126 194V193H125ZM150 194V193H149ZM166 193L163 191V194L161 193V195L164 197V199H165V201H170V199H172V198H170L169 196H167V195H165ZM174 194V193H173ZM219 194H220V192H219ZM218 194V195H219ZM14 195V196H13ZM222 195H223V193H222ZM236 195H238V194H236ZM199 196V195H198ZM217 196V195H216ZM62 197H63V195H62ZM126 197H127V195H126ZM125 197V198H126ZM189 197V196H188ZM59 198V199H58ZM130 198V196H128L127 197V199H129ZM132 198H134V200H135V196H133L132 195ZM63 199H65V198H63ZM69 199V198H68ZM136 199H137V197H136ZM151 199H152V197H151ZM49 200V198L47 199V201L49 202L50 201ZM66 200V199H65ZM65 200H63V202L62 203H60L59 205H61V208L60 209H62V210H59V212L60 213H65L64 215H70V214H72V215H74L75 214V212L72 210V209H74L75 208V206L73 207V206H71V203H67ZM129 200H131V199H129ZM26 201V202H25ZM46 201V200H45ZM163 202H164V200H162ZM178 201V200H177ZM74 202V201H73ZM129 202V201H128ZM131 202V201H130ZM211 202H213V201H211ZM241 202V201H240ZM166 203H168V202H166ZM180 203V202H179ZM216 203V202H215ZM26 204H28L27 206H29V207H25V205ZM51 204V203H50ZM70 206H69V205ZM131 204V203H130ZM141 204V203H140ZM163 204V203H162ZM165 204V203H164ZM176 204V203H175ZM174 204V205H175ZM139 205V204H138ZM242 205V204H241ZM112 206L114 207V205L112 204ZM135 206V205H134ZM134 206H132V207H134ZM160 206H161V204H160ZM172 206V205H171ZM179 206V205H178ZM71 207H73V208H71ZM140 207V206H139ZM165 207H166V204H165ZM176 207V206H175ZM241 207V206H240ZM51 208V207H50ZM55 208V207H54ZM54 208H51L52 209V211H54ZM93 208V209H92ZM138 208V207H137ZM244 208V207H243ZM115 209V208H114ZM139 209V208H138ZM170 209V208H169ZM173 209V208H172ZM176 209H177V207H176ZM180 209V208H179ZM206 209V208H205ZM224 209V208H223ZM236 209V208H235ZM58 210H57V213H58ZM75 210H76V208H75ZM110 210H112V211H110ZM137 210V209H136ZM160 210V209H159ZM163 210V209H162ZM165 210V209H164ZM184 210V209H183ZM98 211V210H97ZM127 211V210H126ZM132 211V210H131ZM224 211H225V209H224ZM78 212V211H77ZM93 212V211H92ZM130 212V211H129ZM128 212V213H129ZM140 212V211H139ZM163 212V211H162ZM218 212V211H217ZM239 212V211H238ZM79 213V212H78ZM94 213V212H93ZM98 213V212H97ZM113 213H111V214H113ZM164 213V212H163ZM167 212H165V214H166ZM183 213V212H182ZM34 214H35V216H36V218H33L32 216H34ZM130 214V213H129ZM128 214V215H129ZM91 215H93V214H91ZM119 215V214H118ZM58 216V215H57ZM98 217L100 216V217H103L102 215H101V212H100V214L99 215H97ZM120 216H121V214H120ZM145 216V215H144ZM150 216V215H149ZM162 216V215H161ZM160 216V217H161ZM75 217V216H74ZM113 217H114V214H113ZM119 217V216H118ZM122 217V216H121ZM121 217L118 219V220H120L121 219ZM134 216L132 215L131 216V218H133ZM146 217H148V216H146ZM146 217H144L146 220L148 219V218H146ZM159 217V218H160ZM29 218V219H28ZM104 218V217H103ZM106 218H108V215L106 216L105 215V220H106ZM129 218V217H128ZM26 219L28 220V221H26ZM76 219H77V217H76ZM75 219V220H76ZM130 219V218H129ZM134 219H135V217H134ZM1 220H3V219H1ZM80 220V219H79ZM99 220V219H98ZM104 220V221H105ZM110 220V218H108V220L107 221H109ZM115 220V219H114ZM126 219H124L123 220V217H122V223H123V225H124V221H125ZM132 219H130V221H131ZM136 220L138 221V219H135V221L134 220H132L133 222H135V225H138V227H139V224L137 223L136 224ZM169 220V219H168ZM187 220H188V218H187ZM6 221V220H5ZM116 221H117V219H116ZM121 221V220H120ZM128 221V220H127ZM3 222V221H2ZM7 222V221H6ZM138 222H140V221H138ZM148 222H150V217H149V219H148ZM218 222V221H217ZM5 223V222H4ZM77 223V222H76ZM84 223H86V221H84ZM111 223H112V221H111ZM154 223V222H153ZM166 223V222H165ZM12 224V225H13ZM78 224H80L79 222H78ZM113 224V223H112ZM129 224V223H128ZM175 224V223H174ZM2 225H4L5 226V224H2ZM6 225H7V223H6ZM12 225H10V226H12ZM104 225V224H103ZM125 225H126V223H125ZM149 225V224H148ZM154 225H156V224H154ZM176 225V224H175ZM78 226V225H77ZM82 226V225H81ZM80 226V227H81ZM85 226H87V225H85ZM84 226V227H85ZM129 226V225H128ZM127 226V227H128ZM151 226V225H150ZM158 226V225H157ZM195 226V225H194ZM203 226V225H202ZM246 226V225H245ZM2 227V226H1ZM143 227V225L141 226L140 225V228H142ZM182 227V226H181ZM5 228V227H4ZM8 228V227H7ZM18 228V229H19ZM130 228V227H129ZM144 228V227H143ZM143 228L141 229V230H143ZM158 228H160V227H158ZM164 228V227H163ZM211 228V227H210ZM215 229H216V227H214ZM213 228V229H214ZM221 228V227H220ZM6 229V228H5ZM9 229V228H8ZM7 229V230H8ZM12 229H13V227H12ZM85 229V228H84ZM87 229V228H86ZM89 229V228H88ZM100 229V228H99ZM105 229V228H104ZM125 229V228H124ZM144 229H146V228H144ZM162 229V228H161ZM180 229V228H179ZM228 229V228H227ZM15 230H17V229H15ZM35 230L40 234V236L39 235H37V234H35ZM106 231L108 230V229H105ZM221 230V229H220ZM3 231V230H2ZM10 231V230H9ZM13 231V230H12ZM98 231V230H97ZM126 231V230H125ZM138 231V230H137ZM165 231V230H164ZM180 232H181V230H179ZM178 231V232H179ZM262 231V230H261ZM14 232H16V231H14ZM93 232V233H92ZM108 232H109V230H108ZM143 233L145 232V234L147 233V229H146V231H142ZM148 232H150V231H148ZM179 232V233H180ZM201 232V231H200ZM248 232V231H247ZM6 233V232H5ZM9 233V232H8ZM106 233V232H105ZM164 233V232H163ZM242 233H244V235H245V232L243 231ZM255 233V232H254ZM257 233V232H256ZM0 234H2V232L0 233ZM10 234V233H9ZM17 234H18V232H17ZM97 234V233H96ZM104 234V233H103ZM107 234V233H106ZM111 234V233H110ZM128 236H129V234L128 233H126ZM133 234V233H132ZM131 234V235H132ZM151 234V233H150ZM184 232H183V236H184ZM11 236L13 235V233H11L10 234ZM93 235H95V234H93ZM138 235V234H137ZM136 235V236H137ZM147 235V234H146ZM153 235V234H152ZM157 235V234H156ZM156 235H155V237H156ZM181 235V234H180ZM202 235V234H201ZM243 235V234H242ZM21 236V235H20ZM38 236L39 237H41L40 239H38ZM108 236V235H107ZM125 236V235H124ZM136 236H134V237H136ZM159 235H157V237H158ZM179 236V235H178ZM203 236V235H202ZM96 237V236H95ZM122 237V236H121ZM125 237H127V236H125ZM131 237V236H130ZM150 237V236H149ZM153 237V236H152ZM156 237V238H157ZM164 237V236H163ZM193 237V236H192ZM15 238H16V236H15ZM20 238V237H19ZM22 238V237H21ZM26 238V239H27ZM129 238V237H128ZM159 238L161 239L162 237L161 236H159ZM185 238V237H184ZM184 238H182V239H184ZM202 238H205V237H202ZM221 238V237H220ZM158 239V238H157ZM156 239V240H157ZM160 239H158V240H160ZM163 239V238H162ZM178 239H181V238H178ZM37 240V241H36ZM121 240H122V238H121ZM124 240H128L127 238H123V241ZM142 240H144V238L142 239ZM156 240H154V241H156ZM204 240V239H203ZM250 240V239H249ZM3 241V240H2ZM10 241V240H9ZM129 241H131V239L129 240ZM133 241V240H132ZM182 241V240H181ZM192 241V240H191ZM235 241V240H234ZM140 242V241H139ZM145 242V240L143 241V243ZM160 242V241H159ZM204 242V241H203ZM7 243V242H6ZM10 243H11V241H10ZM23 243V242H22ZM127 243V242H126ZM126 243H124V244H126ZM155 243H157V241L155 242ZM207 243V242H206ZM16 244V243H15ZM25 244H26V242H25ZM47 244H50V246H51V249H48L47 248ZM122 244V243H121ZM124 244H122V245H124ZM128 244V243H127ZM135 244V243H134ZM1 245V244H0ZM129 245V244H128ZM186 245V244H185ZM240 245V244H239ZM253 245V244H252ZM8 246H10V245H8ZM12 246H13V244H12ZM132 246V245H131ZM136 246V245H135ZM143 246V245H142ZM188 246V245H187ZM187 246H185V249H188V248H186ZM264 246V245H263ZM0 247H4V246H0ZM6 247V246H5ZM22 247V246H21ZM44 247V249H45V251H46V254H44V253H41L40 252V250L42 249ZM139 246H137V248L135 249L134 247V250L131 252V253H133L134 251H137V249H139L138 248ZM189 247V246H188ZM233 247V246H232ZM254 247V246H253ZM10 248V247H9ZM12 248H14V247H11L10 249H12ZM39 248V249H38ZM127 248V247H126ZM248 248V247H247ZM6 249V248H5ZM130 249V248H129ZM8 250V249H7ZM111 250L114 252H111ZM118 250H120V252H118ZM188 250H190V249H188ZM42 251V250H41ZM233 251V250H232ZM244 251V250H243ZM246 251L249 253H251V254H253L254 255V253H253V249L251 248V249H246ZM252 251V252H251ZM2 252V251H1ZM140 252H142L141 250H140ZM185 252H187V253H189V254H191L192 252L190 251H186L185 250ZM18 253H20V255H18ZM150 253V252H149ZM149 253H148V255H149ZM158 253V252H157ZM171 254H173V253H171ZM193 254V253H192ZM191 254V255H192ZM250 254V255H251ZM25 255H27V258H25L24 256ZM139 255V254H138ZM159 255V254H158ZM8 256V255H7ZM140 256V255H139ZM141 257L143 258V259H145L144 258V256L143 255H141ZM178 257H179V255H178ZM141 258V259H142ZM149 258V257H148ZM157 258V257H156ZM190 258V257H189ZM138 259H140V258H138ZM150 259V258H149ZM152 259V258H151ZM155 259V258H154ZM243 260V259H242ZM264 260V259H263ZM147 262L145 263V261H143L144 262V264H150V260H146ZM152 261V260H151ZM230 261V260H229ZM250 261V260H249ZM153 262V261H152ZM151 262V264H153ZM217 262V261H216ZM239 262H241V260H240V258H239ZM246 262V261H245ZM248 262V261H247ZM250 262H253L252 260L250 261ZM263 262V261H262ZM255 263V262H254ZM253 263V264H254ZM241 264H243V263H241ZM250 264V263H249ZM261 264V263H260ZM264 264V263H263Z\"/></svg>",
	"mask_w": 264,
	"mask_h": 264
},
{
	"label": "built area",
	"instance_id": "built-area-1",
	"mask_svg": "<svg viewBox=\"0 0 264 264\" xmlns=\"http://www.w3.org/2000/svg\"><path fill=\"white\" fill-rule=\"evenodd\" d=\"M48 113L47 104L18 92L11 72L0 66V140L5 144L0 150L1 191H16L18 196L32 200L34 189L46 183L55 169L60 171L59 165L64 157L53 160L48 153V141L43 138ZM25 138H30L35 144V155L31 160L19 158L9 150L12 144ZM78 164L93 179L101 170L99 162L95 163L91 159Z\"/></svg>",
	"mask_w": 264,
	"mask_h": 264
}]
</instances>
